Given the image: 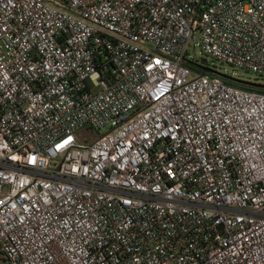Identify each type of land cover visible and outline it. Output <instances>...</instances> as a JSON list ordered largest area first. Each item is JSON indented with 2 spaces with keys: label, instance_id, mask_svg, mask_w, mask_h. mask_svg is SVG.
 <instances>
[{
  "label": "built area",
  "instance_id": "obj_1",
  "mask_svg": "<svg viewBox=\"0 0 264 264\" xmlns=\"http://www.w3.org/2000/svg\"><path fill=\"white\" fill-rule=\"evenodd\" d=\"M196 47L264 75V0H0V260L264 264V94Z\"/></svg>",
  "mask_w": 264,
  "mask_h": 264
},
{
  "label": "rangeland",
  "instance_id": "obj_2",
  "mask_svg": "<svg viewBox=\"0 0 264 264\" xmlns=\"http://www.w3.org/2000/svg\"><path fill=\"white\" fill-rule=\"evenodd\" d=\"M189 56L190 60L193 62H197L198 64L204 66L205 68L219 73L221 75H224L226 77H230L236 80L240 81H254L255 79L258 80V82L264 84V75L259 76L254 73L246 72L240 69H234L230 67L229 65L222 64L216 60H213L212 58H207L205 55H203L198 47L191 48L189 50ZM106 132V129L102 130L100 134H104ZM76 136L78 137V141L81 140H94L97 138L98 134L89 130V129H81L77 131ZM0 264H6L5 261L0 260Z\"/></svg>",
  "mask_w": 264,
  "mask_h": 264
},
{
  "label": "trees",
  "instance_id": "obj_3",
  "mask_svg": "<svg viewBox=\"0 0 264 264\" xmlns=\"http://www.w3.org/2000/svg\"><path fill=\"white\" fill-rule=\"evenodd\" d=\"M200 66H201V68L205 69L204 66H202V65H200ZM222 76L224 77V81L231 86L238 87V88L246 90V91L264 94V84L258 82L257 79L254 80L256 82L240 81V80H236V79H233L230 77H226L224 75H222Z\"/></svg>",
  "mask_w": 264,
  "mask_h": 264
}]
</instances>
